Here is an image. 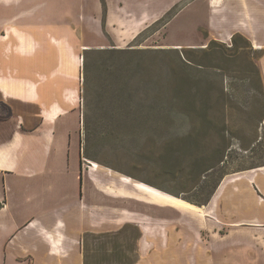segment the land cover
Instances as JSON below:
<instances>
[{
    "label": "rangeland",
    "instance_id": "rangeland-1",
    "mask_svg": "<svg viewBox=\"0 0 264 264\" xmlns=\"http://www.w3.org/2000/svg\"><path fill=\"white\" fill-rule=\"evenodd\" d=\"M193 1L179 2L132 33L117 24L107 32L104 16H90L88 31L74 34L81 105L68 121L71 158L77 164L80 141L82 172L93 166L141 192L115 203L105 198V205L121 209V223L109 228L106 212L104 231H125L116 238L90 236L89 264H129L149 232H184L201 245L215 232H264L252 224L256 218L230 213L241 197L261 201L238 187L240 177L251 178L253 167L264 164V47L244 35L235 43L216 39L209 30V0H198L197 8ZM91 3L96 9L99 1ZM249 4L256 6L249 20L263 30V43L264 0ZM100 180L110 186L109 179ZM212 192L208 204L197 203ZM123 210L147 215L152 228L139 217L124 222ZM120 251L124 263L117 261Z\"/></svg>",
    "mask_w": 264,
    "mask_h": 264
},
{
    "label": "crops",
    "instance_id": "crops-1",
    "mask_svg": "<svg viewBox=\"0 0 264 264\" xmlns=\"http://www.w3.org/2000/svg\"><path fill=\"white\" fill-rule=\"evenodd\" d=\"M92 1H99L96 9L91 0H0V264H85L83 235L105 232L106 212L109 228L121 223V209L105 205V198L115 203L133 198L128 192L141 193L113 173L93 166L82 172L80 141L77 164L71 158L68 121L81 105L74 34L88 31L90 16H104L107 32L117 24L132 33L184 0ZM250 1L209 0L211 34L220 41L242 34L264 47L263 30L249 20L256 7ZM250 172L238 189L254 191L263 202L241 197L230 213L256 218L252 224L264 229V166ZM123 213L124 222L139 217L152 228L147 215ZM139 241L136 264H264V232H215L208 245L184 232H149Z\"/></svg>",
    "mask_w": 264,
    "mask_h": 264
},
{
    "label": "trees",
    "instance_id": "trees-1",
    "mask_svg": "<svg viewBox=\"0 0 264 264\" xmlns=\"http://www.w3.org/2000/svg\"><path fill=\"white\" fill-rule=\"evenodd\" d=\"M236 36H240L241 38H244L243 35L241 34H236L233 36L232 40L233 42L235 43V38ZM244 39H247V38H244ZM87 50H90V49H87ZM264 166V164H261V165H258L256 167H253V168H258V167H262ZM214 192L210 193L203 201L201 202H197V203H200V205H206L209 203V201L211 200L212 196H213ZM3 207V202L0 201V209ZM131 226V225H130ZM125 231V228L119 230V231H116V232H102V233H92V232H87L83 235V240H82V243H83V248H84V263L85 264H89L88 262V255H87V249H86V246H87V239L90 237V236H94L95 238L97 239H102V238H108V237H114L116 238L118 235H121L123 232ZM141 237V235L138 237V239ZM121 245H117L116 244V247H120ZM119 253V259L117 260L119 263H124L125 259H126V255L124 253V251H120L118 252ZM139 257H137L135 260H133L132 262H130L129 264H136L137 261H138Z\"/></svg>",
    "mask_w": 264,
    "mask_h": 264
},
{
    "label": "bare ground",
    "instance_id": "bare-ground-1",
    "mask_svg": "<svg viewBox=\"0 0 264 264\" xmlns=\"http://www.w3.org/2000/svg\"><path fill=\"white\" fill-rule=\"evenodd\" d=\"M80 62H81V59H80ZM80 64V63H79ZM92 164L94 165V166H96V167H98L99 165L97 164V163H95V162H92ZM146 190H151L149 187H146V186H143ZM152 191V190H151Z\"/></svg>",
    "mask_w": 264,
    "mask_h": 264
},
{
    "label": "water",
    "instance_id": "water-1",
    "mask_svg": "<svg viewBox=\"0 0 264 264\" xmlns=\"http://www.w3.org/2000/svg\"><path fill=\"white\" fill-rule=\"evenodd\" d=\"M86 49H88V48H86Z\"/></svg>",
    "mask_w": 264,
    "mask_h": 264
}]
</instances>
